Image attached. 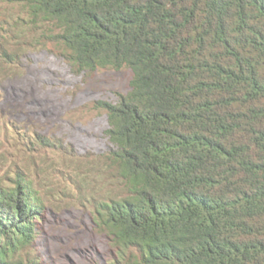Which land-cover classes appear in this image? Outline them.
I'll use <instances>...</instances> for the list:
<instances>
[{"label": "trees", "instance_id": "trees-1", "mask_svg": "<svg viewBox=\"0 0 264 264\" xmlns=\"http://www.w3.org/2000/svg\"><path fill=\"white\" fill-rule=\"evenodd\" d=\"M25 24L72 74L128 70L78 160L90 262L264 264V0H0V54ZM46 202L0 184V264H42Z\"/></svg>", "mask_w": 264, "mask_h": 264}, {"label": "rangeland", "instance_id": "rangeland-1", "mask_svg": "<svg viewBox=\"0 0 264 264\" xmlns=\"http://www.w3.org/2000/svg\"><path fill=\"white\" fill-rule=\"evenodd\" d=\"M24 29L9 37L12 55L0 54V184L20 173L46 195L42 264H92L100 239L77 202L76 176L83 157L104 149L106 116L95 102L125 94L128 70L72 74L54 49L27 50ZM36 135L58 139L56 146L34 142Z\"/></svg>", "mask_w": 264, "mask_h": 264}]
</instances>
